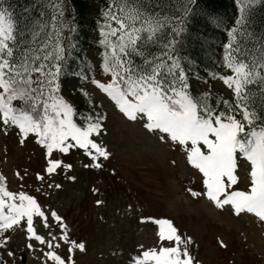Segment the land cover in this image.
I'll return each mask as SVG.
<instances>
[{
    "label": "snow or ice",
    "instance_id": "1",
    "mask_svg": "<svg viewBox=\"0 0 264 264\" xmlns=\"http://www.w3.org/2000/svg\"><path fill=\"white\" fill-rule=\"evenodd\" d=\"M188 2L192 8L185 5L182 16L168 17L158 10L152 11L143 0L127 3L112 0L100 29L103 37L100 43L110 50L104 54L102 70L110 74V80L93 83L111 98L123 116L139 119L146 130L159 132L160 140L183 147L187 162L202 174L203 194L218 207L230 204L237 213L247 210L264 220V125L256 126V121L264 122V114L249 106L247 87L257 78L264 80V75L257 71L264 69V55L260 63L254 59L250 64L245 62L242 57L248 49L241 48L237 33L244 37L252 34L246 31L243 16L236 18L228 30L229 42L224 44V63L232 75L223 77L235 95V108L224 100L226 111H221L203 103L206 97L191 96L180 58L171 54L175 37L195 11L194 0ZM51 19L55 22L56 17ZM166 25H172L169 35L173 39L161 41L160 50L153 52L150 46L160 40L158 34ZM15 31L12 14L0 0V130L7 134L10 128H16L21 144L31 134L42 146L43 163L34 173L38 181L72 169L73 164L65 162L61 155L72 149L82 151L92 166L101 167L98 158L106 159L109 153L92 134H99L104 128L105 116L89 115L78 124L73 119L72 103L58 95L55 81L60 64L56 61L60 60L62 48L55 25L52 29L57 31L53 42L55 54L49 50L48 41L40 42L38 48L23 46V42H17ZM37 35L38 26H34L30 43H36ZM260 47L264 52V43ZM136 56L139 61L134 60ZM17 100L19 104L14 103ZM234 112L241 117L237 118ZM237 150L251 163L246 191L232 187L238 179L234 172ZM4 179L0 176V181ZM0 193V246L10 239L5 233L21 229L29 241L27 248L42 246L45 264H74L71 254L76 249L84 251L85 243L70 238L63 217L51 208L46 213L37 198L24 191L13 193L0 183ZM155 223L160 226L157 245L134 257L133 264H200L188 247L191 237L182 238L170 220L158 219ZM37 224L47 230L45 234L38 233ZM60 249H66L67 255H61Z\"/></svg>",
    "mask_w": 264,
    "mask_h": 264
},
{
    "label": "rangeland",
    "instance_id": "2",
    "mask_svg": "<svg viewBox=\"0 0 264 264\" xmlns=\"http://www.w3.org/2000/svg\"><path fill=\"white\" fill-rule=\"evenodd\" d=\"M92 9L105 23L107 1L93 0ZM229 75L232 73H220L195 87L214 92L235 107L233 90L223 79ZM94 80L105 83L99 76L83 82L106 113L104 128L92 134L109 153L106 159L98 158L101 167L92 166L82 151L72 149L61 154L65 162L73 164L72 169L38 181L34 173L43 163L42 146L32 135L21 144L16 128L7 134L0 130L4 187L13 193L33 195L46 213L51 208L63 217L70 238L85 243L84 251L76 249L71 254L74 264H133L134 257L157 245L158 219L170 220L182 238L191 237L188 247L200 264H264V220L247 210L237 213L230 204L218 207L203 194L202 174L187 162L184 148L160 140V133L146 130L139 119L123 116ZM80 83L77 79L61 83L63 97L69 100L68 90ZM235 159L238 179L232 187L246 191L251 163L238 150ZM36 227L40 234L47 231L40 224ZM5 234L10 239L0 246V253L6 264H45L42 246L33 240L37 246L27 248L24 231ZM60 253L67 255L66 249Z\"/></svg>",
    "mask_w": 264,
    "mask_h": 264
},
{
    "label": "trees",
    "instance_id": "3",
    "mask_svg": "<svg viewBox=\"0 0 264 264\" xmlns=\"http://www.w3.org/2000/svg\"><path fill=\"white\" fill-rule=\"evenodd\" d=\"M106 1L109 7L112 0ZM118 2L127 3L128 0ZM2 3L12 14L16 40L18 43L23 42V46L38 48L40 42L48 41L49 50L55 54L53 42L57 39L58 31L62 54L60 60L56 61L60 64V69L55 82L58 84L59 96L63 97L59 90L60 84L71 78L84 81L86 78L99 76L105 79V83L109 82L110 74L102 70V64L105 52L110 50L100 43L103 39L100 29L105 23L98 19L92 9L93 0H2ZM194 3L195 11L187 19L181 34L175 37L176 43L171 54L180 58L190 84V95L198 99L206 97L203 103L226 111L224 99L220 95L199 90L194 85L224 71L231 72L224 63V44L229 42L228 30L234 26L238 17L243 16L244 27L252 34L251 37H244L237 33L241 48L248 49L247 55L242 58L249 64L253 59L257 63L261 62V56L264 55L260 47L264 43L260 39L264 37V0H255L254 3L253 0H194ZM143 4L168 17L182 16L185 5L192 8L188 0H143ZM112 10L115 11L114 8ZM53 16L56 17L55 22L51 19ZM54 25L57 31H52ZM34 26H38V35L36 43L32 44L30 42ZM171 31L172 25H166L160 31V40L150 46L153 52L160 50L161 41L166 43L173 39L169 35ZM93 32L98 34L94 35ZM134 60L139 61L140 57L136 56ZM257 71L264 75V69ZM247 87L249 106L254 107L258 114H264V80L257 78ZM68 91L67 97L73 101V119L79 124L89 115L100 114L106 117L104 108L84 82ZM14 103L19 104V101ZM233 114L237 118L241 117L239 112ZM104 122L105 120L102 123ZM262 125L264 122L256 121L258 128ZM1 164L0 156V166ZM0 183L4 185V181Z\"/></svg>",
    "mask_w": 264,
    "mask_h": 264
},
{
    "label": "water",
    "instance_id": "4",
    "mask_svg": "<svg viewBox=\"0 0 264 264\" xmlns=\"http://www.w3.org/2000/svg\"><path fill=\"white\" fill-rule=\"evenodd\" d=\"M0 264H5V261H4V259L1 257V255H0Z\"/></svg>",
    "mask_w": 264,
    "mask_h": 264
}]
</instances>
